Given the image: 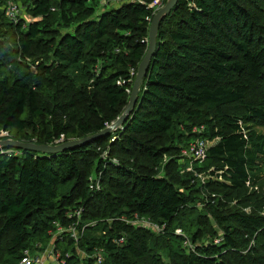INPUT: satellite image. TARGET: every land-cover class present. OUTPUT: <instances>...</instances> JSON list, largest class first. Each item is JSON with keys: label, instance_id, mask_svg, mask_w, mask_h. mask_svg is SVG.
<instances>
[{"label": "trees", "instance_id": "16d2710c", "mask_svg": "<svg viewBox=\"0 0 264 264\" xmlns=\"http://www.w3.org/2000/svg\"><path fill=\"white\" fill-rule=\"evenodd\" d=\"M20 1L33 18L29 23L23 18L27 25L9 21L0 3V38H6L0 43V132H8L14 141L43 145L61 135L73 141L100 133L128 106L126 89L132 90L148 50L157 13L149 5L155 0H115L116 6L101 13L95 0ZM257 4L178 0L159 27L156 54L138 103L121 129L55 155L0 150V240L9 236L10 246L0 264H19L26 249L36 252L54 245L65 264H98L101 253L102 264L106 257L113 264H138L149 254L145 233L150 231L132 225L136 218L165 226L162 250L169 264H228L227 253L237 264H264L263 196L244 203L228 195L258 187L264 175V101L249 100L264 83V10ZM59 23L66 33L60 40L50 38L60 32L53 30ZM5 29L14 33L15 41L10 43ZM131 69L136 70L133 78ZM72 70L77 83L84 78L79 89L69 79ZM72 95L74 100L57 103ZM98 95L112 113L107 121L90 125L69 114L76 102ZM232 104H239L242 113H224ZM184 117L194 122L191 131L204 126L202 137L216 141L203 164L208 171L213 167L208 174L222 172V181L215 183L226 192L218 203L208 204L222 239L205 247L197 243L206 222L186 214L188 196L172 178L140 174L130 163L105 154L88 173L79 164L107 142L140 146L158 159L160 149L135 136L171 143L179 139L176 125ZM92 173L102 177L99 191L89 189ZM250 206L251 213L245 212ZM80 208L79 239L58 234L59 228L65 231L76 224L69 213ZM179 229L181 234L176 233ZM187 240L191 249L185 246ZM153 264L167 263L157 258Z\"/></svg>", "mask_w": 264, "mask_h": 264}, {"label": "rangeland", "instance_id": "374dc122", "mask_svg": "<svg viewBox=\"0 0 264 264\" xmlns=\"http://www.w3.org/2000/svg\"><path fill=\"white\" fill-rule=\"evenodd\" d=\"M18 1L21 3L20 0ZM95 1L99 2L98 12L100 11V13L102 12L103 9L105 8L110 9L111 7L113 8V6H116L118 4V2L115 0H95ZM258 4H259V7H261V9L264 10V3L261 0H258ZM258 4L255 5L256 8L258 7ZM21 5L23 7V11L21 12L20 17L16 16L15 19H13L12 21L7 17L6 12H5V15L9 21L15 24L23 23L24 25H27L24 23L23 18L28 23L32 22L33 18L29 14L26 13L25 5L23 6L22 3ZM1 7H4V4H1ZM248 7L252 9L254 8V6H248ZM53 30L60 31L59 33H57L58 35H55L56 32H52L54 34H52L50 37V38L57 37V40H60L61 34L66 33V31L63 29V25L60 23L59 25L54 26ZM3 33L6 36H8V38L10 39L9 40L10 43L11 41H15L14 40L15 36H13L14 33L11 34L10 30L8 31L5 29V32ZM4 39L0 38V43ZM18 58L16 56L13 57V60L15 61V63L18 62L17 61ZM21 60L25 62V59L21 58ZM26 61L30 63L32 66L31 60L27 59ZM31 71H33L32 67H31ZM68 75L70 76L69 79H71V82L74 84V87L79 89L82 83H84V78L82 76L79 77L80 82L79 83L76 82L74 78H77V77H75V75L73 74V70L69 71ZM69 79L68 81L70 82ZM60 95H62V93ZM128 95H131V94H128ZM100 96L101 95H98L96 98H94L93 101H90V102H78V103L76 102V106L75 108H73L74 110L71 109L69 114L71 113V115H75L76 117H78V119H81L90 125H97L99 123H103L104 121H107L108 117H110L112 113L109 107L104 102V100L100 99ZM51 97H53V95H51ZM74 98L75 97L73 95L68 96V99L66 101L62 102L61 100H59L57 103H67V101L74 100ZM249 100L254 101V102L259 101V103L264 101V83L259 84L255 88V90L251 93ZM242 111L243 109L241 108L239 104H232L224 108V113L231 114V115L241 114ZM119 118L120 117H118L117 120ZM58 120L64 121V117L59 116ZM117 120H115L113 123H115ZM113 123L109 124L107 127L111 126ZM193 123L194 122H191L186 117L178 120V125H176V127H177V132L179 133L180 137L178 140L173 141L171 143H167L165 138L156 139L152 137H145L143 135L135 136L136 139H138L142 143H145L149 147L156 145L158 149H160L158 151L160 153L158 159H154L150 157L147 154V151L143 147L139 146V148H137L138 146L137 147L132 146L131 144H128V143H121V145L116 144L112 146L110 145V143L107 142V143L102 144L100 147H98L97 152L95 151V155L94 154L89 155L86 161L79 159V164H80V169H84V171L88 173V169L91 167V165L96 164L98 156L105 154L104 156L106 157L109 156L112 158V160L130 163L131 166L134 168V170H136L140 174H153L157 177L168 176L169 179L172 178L176 182V185H175L176 188L188 196L189 205L186 208V214L193 215L195 217H202L206 222V224L202 226L203 228L202 237L200 241L197 243L199 247H205L207 245H210L213 242H217L222 239L219 237V235L222 236L223 231L217 225V222L215 221L214 217L211 215V208L208 204H210L212 200L218 203V201L220 200V195H222V193L224 195V193L226 192L222 191L221 185L215 183L217 181L219 182L222 181V172H218L217 174H214V175L210 173L208 174V172L213 167L208 171V168L206 167L205 164H203V162L196 163L193 168L191 166V160L188 154H189L191 147L194 145V143L200 140L211 141L206 137H202L203 135H201L206 132V128L204 126L195 127L191 131ZM260 131L264 132V126L260 128ZM62 136H64V138ZM61 137L56 139L55 141H53L52 143L48 145L57 146V145L65 144L68 142L66 141L65 135H61ZM56 142H58V144ZM215 143H216L215 140L211 141L212 145H214ZM35 145H43V144H35ZM212 145L210 147H212ZM167 147H169L168 150H167ZM105 148H106V152L104 151ZM123 148H125V150H123ZM163 149L165 150L163 151ZM207 155H208V152H207ZM218 163L221 164V162H218ZM196 166L198 169L196 168ZM90 175L91 176L89 177H92L93 175H99V174L92 173ZM101 179L99 180L102 185ZM206 186L208 187V189L206 188ZM228 195L230 196L229 198L231 201L238 198L244 203H250V202L255 203V200H259L262 196L264 198V175L258 187L252 188L251 186H248L247 189L240 191V192H231V193L228 192ZM234 201H238V200H234ZM258 202L260 203L261 201H258ZM252 210H253V206L246 207L244 209V211L247 213H251ZM69 214H72V213H69ZM82 214H84V211ZM82 214L80 215L81 218L78 220L79 222H76L78 226L82 225L81 224L82 219H83ZM135 222L138 227L146 228L147 230L150 231V232L145 233L147 235L146 239H148L147 249L149 250V254L146 257L141 258L142 260L139 259L138 264H153V259H157V258H160L165 263L169 264L170 261L165 259V256L162 250L164 246L163 244L164 240L162 238V235L164 234L165 226L162 224L156 223L154 221H147V220H143V221L136 220ZM88 226L89 224L87 225V227ZM83 229L85 230V228ZM57 232L60 233L61 230L58 229ZM9 247H10L9 246V236L5 237L3 240H0V263L6 257L7 250L9 249ZM55 247L56 246L54 245L50 247L49 249L41 250V251L36 250V252L38 256H42L44 257L46 261H49L46 264H57L56 261H59V260L57 256L55 255V252L58 253L57 250H55ZM187 248L191 249L192 246H189ZM80 256L85 257L86 255L80 252ZM225 258L228 264H237V260L235 259V256L232 255L231 253H227V255H225ZM104 264H113V261L110 260L109 257H106Z\"/></svg>", "mask_w": 264, "mask_h": 264}, {"label": "water", "instance_id": "95a60500", "mask_svg": "<svg viewBox=\"0 0 264 264\" xmlns=\"http://www.w3.org/2000/svg\"><path fill=\"white\" fill-rule=\"evenodd\" d=\"M177 5H178V0H168L166 5L162 9H160L154 16L149 29L148 50L144 60L142 61V63L138 68V72L135 78V82L133 84L132 93L130 95L128 106L126 107L124 113L115 123H113L111 126L107 127L106 129L95 135L88 136L81 140L68 141L65 144H61L57 146L35 145L33 143L6 140L0 142V150L1 148L3 149L15 148L23 151L30 150L34 152H41L44 154L55 155L94 142L100 138L108 137L111 133L121 129L122 126L127 122L130 115L133 113L138 103L141 86L148 74L151 61L156 54L159 27L163 22V20L173 12V10L176 8Z\"/></svg>", "mask_w": 264, "mask_h": 264}, {"label": "built area", "instance_id": "2783aa9c", "mask_svg": "<svg viewBox=\"0 0 264 264\" xmlns=\"http://www.w3.org/2000/svg\"><path fill=\"white\" fill-rule=\"evenodd\" d=\"M1 4H4L3 10L4 12H6L7 17L13 21V19H15L16 16L20 17L21 12L23 11V7L21 5V3L18 0H0ZM165 0H155L153 3H151L149 6L151 8H153L156 12H158L163 6H164ZM136 74V70L135 69H131V73L130 76L133 78ZM132 82V79L130 80ZM125 84L126 82H121L118 81V84ZM131 88L128 87L126 89L127 94H131ZM64 138V136H62ZM61 137V138H62ZM6 140H12L10 137V134L6 131H1L0 132V142L1 141H6ZM58 144V142H56ZM213 144V143H212ZM211 141H205V140H200L197 141L196 143H194V145L191 147L190 151H189V158L191 160V166L192 168L194 167V165L198 162L202 163L204 162V160L207 158V152L209 147L212 145ZM2 151L3 148H1ZM101 176L100 175H93L92 177H89V189L91 191H99L100 190V179ZM72 214H70L69 216H75L77 218V222H79L78 220L81 218L80 215L83 213L82 208L75 210L73 212H70ZM264 213V212H263ZM83 215V214H82ZM264 215V214H263ZM136 220H144V219H139L136 218ZM135 220V221H136ZM132 222L133 225L137 226L136 222ZM143 223V222H141ZM145 224V223H144ZM73 227H70L67 229V231H63V229L59 228L61 230V232L58 234H62L64 232L70 234L75 240H78L80 235V231L78 230L77 226L78 224L72 225ZM177 234H181V230H178L176 232ZM125 241L124 238L121 239V243H123ZM220 242L217 241V243ZM185 246L189 247L191 246V244L189 243V241H185ZM55 255L57 256L58 260H59V253H55ZM49 261H46L44 259V257L42 256H38L37 252H32L30 249H26L23 252V256L21 258V261L19 262V264H46ZM57 264H65V261L60 262L56 261ZM97 263L98 264H102L103 263V256L102 253L97 256Z\"/></svg>", "mask_w": 264, "mask_h": 264}]
</instances>
